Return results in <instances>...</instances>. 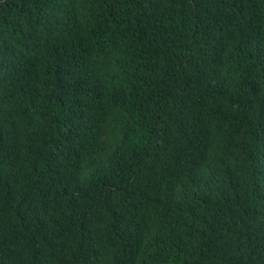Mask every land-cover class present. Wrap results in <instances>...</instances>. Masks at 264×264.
Returning a JSON list of instances; mask_svg holds the SVG:
<instances>
[{
  "label": "trees",
  "instance_id": "obj_1",
  "mask_svg": "<svg viewBox=\"0 0 264 264\" xmlns=\"http://www.w3.org/2000/svg\"><path fill=\"white\" fill-rule=\"evenodd\" d=\"M0 264H264V0H0Z\"/></svg>",
  "mask_w": 264,
  "mask_h": 264
}]
</instances>
